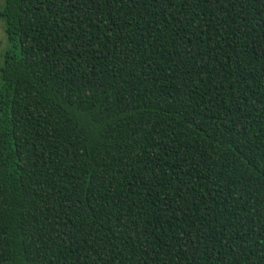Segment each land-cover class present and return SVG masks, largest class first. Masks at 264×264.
<instances>
[{
  "label": "trees",
  "instance_id": "obj_1",
  "mask_svg": "<svg viewBox=\"0 0 264 264\" xmlns=\"http://www.w3.org/2000/svg\"><path fill=\"white\" fill-rule=\"evenodd\" d=\"M0 21V264H264V0Z\"/></svg>",
  "mask_w": 264,
  "mask_h": 264
},
{
  "label": "rangeland",
  "instance_id": "obj_2",
  "mask_svg": "<svg viewBox=\"0 0 264 264\" xmlns=\"http://www.w3.org/2000/svg\"><path fill=\"white\" fill-rule=\"evenodd\" d=\"M2 0H0V4H1ZM4 35H3V30H2V23L0 21V51L2 50V48L4 47Z\"/></svg>",
  "mask_w": 264,
  "mask_h": 264
}]
</instances>
